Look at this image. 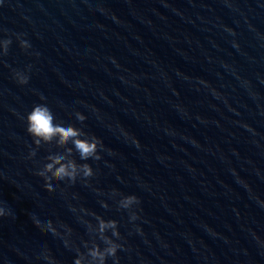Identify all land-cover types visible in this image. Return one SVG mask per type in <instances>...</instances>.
Masks as SVG:
<instances>
[{"label":"water","instance_id":"obj_1","mask_svg":"<svg viewBox=\"0 0 264 264\" xmlns=\"http://www.w3.org/2000/svg\"><path fill=\"white\" fill-rule=\"evenodd\" d=\"M6 37L0 202L12 214L0 217V264H45L43 248L73 264L83 241L100 242L93 212L119 220V264H264V0H5ZM41 95L102 138L93 176L51 187L38 175L67 147L26 131ZM133 192L136 221L117 204Z\"/></svg>","mask_w":264,"mask_h":264},{"label":"clouds","instance_id":"obj_2","mask_svg":"<svg viewBox=\"0 0 264 264\" xmlns=\"http://www.w3.org/2000/svg\"><path fill=\"white\" fill-rule=\"evenodd\" d=\"M4 2L5 0H0V5H3ZM229 31H234V29L229 28ZM24 35V33L16 34L20 47L27 50L31 48V44L28 39L23 38ZM11 43L10 37L0 38V56L7 54ZM35 54L39 56L40 53L36 52ZM27 69L30 70L31 65H28ZM28 70L13 69V75L18 83L26 84L29 81ZM44 101L45 97L41 95L40 102L34 103L26 113L24 117L26 120V131L32 137L36 146L56 140L60 144L67 145V147L49 154L47 162L38 170V175L45 176V173H48L47 182L51 187H56L58 180H67L69 183H75L78 177L83 179L93 176L95 169L90 160H99L101 158V148L104 146L102 138L95 133L86 131L84 127L77 126L70 120L60 118L49 104ZM75 117L80 122H84L88 118L83 111H76ZM132 139L136 146L140 145L139 137L133 136ZM74 153L78 154L79 159L73 155ZM31 155H35V149L32 150ZM112 191L116 193L118 190L113 189ZM140 199L133 192L122 195L117 201L119 208L130 210L129 219L131 221H136L139 217V212L135 210V207L140 204ZM101 205L105 208L109 207L107 200L101 201ZM85 211L88 210L85 209ZM11 214L12 210L3 202H0V217ZM91 214L95 217L96 223L93 225L89 222L88 231L98 234L100 242H97V240L83 241L86 251L81 252L77 249L73 264H107L108 257H113V264H119L117 252L124 247L119 240L121 236L119 220L116 218H105L95 212ZM40 219L44 222L46 230H49L54 235L59 232V227L51 216L40 214ZM62 226L66 230L65 234L71 233L72 229L69 225L64 224ZM135 227L137 231H142L140 225ZM63 242L65 246H68L69 241L67 239ZM42 254L45 264H59L48 249L43 248Z\"/></svg>","mask_w":264,"mask_h":264}]
</instances>
